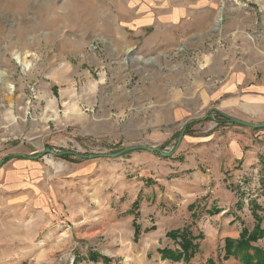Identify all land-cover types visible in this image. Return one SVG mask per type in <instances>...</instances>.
<instances>
[{"label":"rangeland","instance_id":"1","mask_svg":"<svg viewBox=\"0 0 264 264\" xmlns=\"http://www.w3.org/2000/svg\"><path fill=\"white\" fill-rule=\"evenodd\" d=\"M112 2L132 0H0V163L9 156L0 167V264H218L220 248L243 264L225 250L237 239L223 235L264 230V129L229 118L264 123V0H135L168 10L151 24L176 26L161 68L152 63L167 50L154 42L172 32L124 30L132 16L111 14ZM188 35L206 44L187 50ZM152 71L189 79L205 71L204 89L177 78L156 93ZM224 134L251 138V165L224 158L217 172L219 147L202 139ZM136 146L174 154L38 158ZM7 179L15 189L3 187ZM186 228L202 251L190 262L163 259L160 250L180 249L167 235ZM252 247L264 252V235Z\"/></svg>","mask_w":264,"mask_h":264},{"label":"crops","instance_id":"2","mask_svg":"<svg viewBox=\"0 0 264 264\" xmlns=\"http://www.w3.org/2000/svg\"><path fill=\"white\" fill-rule=\"evenodd\" d=\"M112 6L114 9H111V14L115 13V14H118L121 16H126V15L132 16V19L126 18V20H125L126 24L124 23L125 25L122 26L124 28V30H127L129 32H134L136 34L138 32H142L145 27H155V30L158 33L163 32L165 28L172 32V33H167L166 35L161 33L159 36V37H161V39H157V41L154 42L153 47L156 49L157 53H159L160 51H164V49H165V51L167 50V55H164L163 57L156 58V61L152 63V66L161 68L162 65L160 64V60L166 58V56L168 58H170L168 56L169 52H171L170 48H172L174 46V43L176 41L175 34L173 33L175 31L174 28H176V26L175 25L164 26V25H161L159 23L151 24V21L155 17L164 16L163 14L168 12V10H164V9L158 10L155 7H151V8L146 7V6L142 7V5L136 7L135 0H132V3L130 5H126L122 9L118 8L114 2H112ZM201 31H204V30L198 29V32H201ZM187 37H189V38L181 41L184 45L183 47L187 50L192 49L197 41H198V47H203L201 45L202 44L204 45V42L206 44V41L204 39L196 40L197 36L188 35ZM210 58H211L209 61L210 63H217L218 62L217 61L218 58L216 56H212ZM132 60H133V62H136V58H134ZM145 63H147V62H144V65H145ZM199 63H200V61H199ZM189 74H191V73L187 72V74H184V75L177 77V78H179V81L180 80H187V81L193 80L194 81L197 79L198 85H199L197 89H199L202 92L204 87H202V85H200L199 79L201 78L200 77L201 75L206 74L205 71L197 73V74L193 73L195 75H193V77L190 79L188 78ZM163 76H164L163 74H161L159 72H155V71H152L150 73V78L148 80L151 79V81H155V82L148 83V86H150V88L152 90H154L156 93H158V90H160V89L161 90H163V89L170 90L171 88H173L175 86V82L177 79L175 77V74H173V75H170V74L167 75L166 74L165 78ZM196 76H198V77L195 78ZM228 86H230V85H227L226 87H220L219 92L220 93L225 92L226 88L227 89L230 88ZM203 139H202L203 143L206 142L204 144H212V145H215L216 147L220 148V149L218 148V150L220 151L219 153H221V157L218 158L219 159V165H218V168L216 169L218 173L221 172V170H222V167H220V166L223 165L224 158L225 159L227 158L226 161L230 162L232 165L238 161H240V162L243 161L244 165H246V166L248 164L251 165L252 160H254V154L255 153L252 152L251 148L250 149L248 148L250 143H251V138L250 139L245 138L241 134H233V135L224 134L218 138L215 135H212V136H209L208 138H205L204 140ZM190 140L191 141H189V142H196L193 139H190ZM211 141H214V142L210 143ZM215 146H214L213 150H215V148H216ZM246 147L248 148L247 151H245ZM208 150H209V148L207 146H205L201 153H204L205 151H208ZM213 150H211V151H213ZM233 167L231 169H233ZM225 170H229V168L226 167ZM247 170H248V168L245 170V172H247ZM11 174H12V176H14V175H15V177L17 176L16 175L17 173H15V172L11 173ZM243 174H246V173H243ZM19 177H20V175H19ZM21 177L25 179V177H23V176H21ZM209 186H211V185H209ZM3 187L7 190L15 189L9 179L6 180ZM189 187H191V185ZM219 187L220 186H217L214 189L209 187V189H211L212 191L213 190L214 191H220L221 189H219ZM186 188H188V187H186ZM221 191H223V190H221ZM223 197H228V195L226 194ZM227 201L232 202V198L229 197V200H227ZM222 202H224V201H222ZM9 207H10V205L7 203L6 209ZM3 210H4V206L2 205V203H0V214L3 212ZM239 235H240V232H238V230L236 229V231H231L228 235H223V236H224V239L225 238L238 239ZM219 238H220V236L210 238V239H212V242H210V244L208 245L209 249H208V251H206L207 252V254L205 255L206 257L211 258V257L215 256L217 251L214 249L215 248L214 245L217 243ZM212 247H213V249H212ZM198 251L199 252L202 251V246H200V249ZM199 252H198V254H199ZM223 256H224V249L220 248V251H219L220 260L218 261V264H240L236 259L230 258L228 260H224ZM206 260H207V258H206ZM206 260L201 261L200 263H196L194 260L192 262V264H205Z\"/></svg>","mask_w":264,"mask_h":264},{"label":"trees","instance_id":"3","mask_svg":"<svg viewBox=\"0 0 264 264\" xmlns=\"http://www.w3.org/2000/svg\"><path fill=\"white\" fill-rule=\"evenodd\" d=\"M263 235L264 230H261L260 228H255V230L252 231L247 228L243 229L239 239H228L225 242L227 256H235L241 259L243 264H254V261H256L258 264H264V252L252 247V243L258 242L263 237ZM135 236L136 239H139L140 237V235ZM167 236L176 242L180 249L172 250L165 248L160 250L159 253L162 255L163 259L171 260L173 262H190L195 257L199 248L198 241L200 238L199 236L193 235V233L189 231V228H186L183 231L170 233ZM254 249H256L255 253L251 254L250 250ZM103 260L106 262V264H109L111 261L108 258H103Z\"/></svg>","mask_w":264,"mask_h":264},{"label":"water","instance_id":"4","mask_svg":"<svg viewBox=\"0 0 264 264\" xmlns=\"http://www.w3.org/2000/svg\"><path fill=\"white\" fill-rule=\"evenodd\" d=\"M229 121L232 124H237V125H241V126L252 128V129H259V130L264 129V123L260 124V125H255V124H252V123H249V122H246V121H242V120H239V119H234V118H229ZM183 136H184V132H182L181 135H180L179 144L182 141ZM179 144H178V146H177V148L175 149L174 152L177 151V149L179 147ZM135 151H147L149 153L157 154V155H160V156H163V157H171L174 154V152L168 153V154L164 153L159 148H150V147H147V146H136V147H130V148L124 149L123 151H120V152L112 154V155L103 154V155H95V156H83V155H80V154H75V153H70V152L57 154L54 151H52L51 149H46V151L43 152L41 155H39L38 158H41L42 156H45L47 154H50V155H53V156H58V157H63L65 155H74V156L82 158V159H84V158H91V159H97V158H118V157H121V156H123V155H125L127 153L135 152ZM20 156L25 157L24 155H20ZM8 157L9 156H6L5 159L2 161V163H0V167L4 164L5 160Z\"/></svg>","mask_w":264,"mask_h":264},{"label":"bare ground","instance_id":"5","mask_svg":"<svg viewBox=\"0 0 264 264\" xmlns=\"http://www.w3.org/2000/svg\"><path fill=\"white\" fill-rule=\"evenodd\" d=\"M17 59L20 61V60H21L20 56H17ZM13 88H14L13 86H10V87H9V89H10L11 91L13 90Z\"/></svg>","mask_w":264,"mask_h":264}]
</instances>
